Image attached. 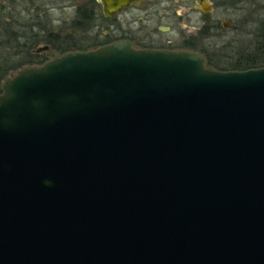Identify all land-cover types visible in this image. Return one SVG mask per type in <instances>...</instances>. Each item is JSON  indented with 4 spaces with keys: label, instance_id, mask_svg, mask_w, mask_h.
<instances>
[{
    "label": "water",
    "instance_id": "1",
    "mask_svg": "<svg viewBox=\"0 0 264 264\" xmlns=\"http://www.w3.org/2000/svg\"><path fill=\"white\" fill-rule=\"evenodd\" d=\"M1 88L0 264H264V66L117 40Z\"/></svg>",
    "mask_w": 264,
    "mask_h": 264
},
{
    "label": "flooded vegetation",
    "instance_id": "2",
    "mask_svg": "<svg viewBox=\"0 0 264 264\" xmlns=\"http://www.w3.org/2000/svg\"><path fill=\"white\" fill-rule=\"evenodd\" d=\"M190 2H194L193 6ZM203 3L204 0H2L0 35L4 46L8 40L18 47L13 58L23 67L42 65L52 59L53 53L90 50L117 40H128L139 49L200 51L208 64L207 53L196 45V33L200 32L194 30L191 16L193 9ZM60 10L62 13L55 15ZM11 11L14 15L8 16ZM36 45L39 46L32 51Z\"/></svg>",
    "mask_w": 264,
    "mask_h": 264
},
{
    "label": "rangeland",
    "instance_id": "3",
    "mask_svg": "<svg viewBox=\"0 0 264 264\" xmlns=\"http://www.w3.org/2000/svg\"><path fill=\"white\" fill-rule=\"evenodd\" d=\"M208 1L212 5L211 12L204 13L200 7L199 9H193L191 12L192 24L195 26L194 30L198 29L200 32L196 33L198 34L197 47L207 53L209 65L220 69L230 66L237 59L240 49L256 36L253 32L262 22L260 18L264 16V0ZM193 4L194 2H190V5L193 6ZM7 9L9 8L7 7ZM60 13H62L61 10L56 11L55 15ZM10 14L14 15V11H11L8 16H11ZM25 17L26 15L23 18ZM223 21L230 22L228 28L222 26ZM11 35L7 37L10 38ZM2 38L4 37L0 35V67H6L8 70L5 74H0V92L2 91L1 84L4 79L16 74L23 67L18 63L19 61L17 62L13 58L15 52L18 51V47H14L13 44L10 45L8 40V44L4 46L5 43ZM38 46H33L32 51H35Z\"/></svg>",
    "mask_w": 264,
    "mask_h": 264
},
{
    "label": "trees",
    "instance_id": "4",
    "mask_svg": "<svg viewBox=\"0 0 264 264\" xmlns=\"http://www.w3.org/2000/svg\"><path fill=\"white\" fill-rule=\"evenodd\" d=\"M264 7V5H263ZM262 22L253 32L255 37L249 43L242 47L235 61L230 66L222 67L220 69L230 70H244L254 67L264 66V16L260 18ZM239 51V50H238ZM8 68L0 67V74H5Z\"/></svg>",
    "mask_w": 264,
    "mask_h": 264
},
{
    "label": "clouds",
    "instance_id": "5",
    "mask_svg": "<svg viewBox=\"0 0 264 264\" xmlns=\"http://www.w3.org/2000/svg\"><path fill=\"white\" fill-rule=\"evenodd\" d=\"M47 183V182H46Z\"/></svg>",
    "mask_w": 264,
    "mask_h": 264
}]
</instances>
